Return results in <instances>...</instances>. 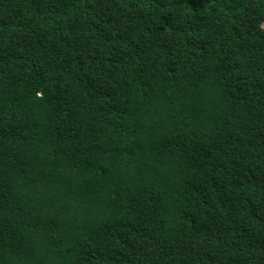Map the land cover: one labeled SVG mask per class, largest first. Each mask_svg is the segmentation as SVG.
Here are the masks:
<instances>
[{
	"label": "trees",
	"instance_id": "16d2710c",
	"mask_svg": "<svg viewBox=\"0 0 264 264\" xmlns=\"http://www.w3.org/2000/svg\"><path fill=\"white\" fill-rule=\"evenodd\" d=\"M0 264H264V0H0Z\"/></svg>",
	"mask_w": 264,
	"mask_h": 264
}]
</instances>
